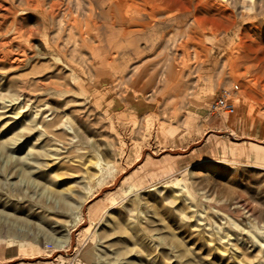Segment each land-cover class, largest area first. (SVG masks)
I'll return each instance as SVG.
<instances>
[{
    "label": "rangeland",
    "instance_id": "obj_1",
    "mask_svg": "<svg viewBox=\"0 0 264 264\" xmlns=\"http://www.w3.org/2000/svg\"><path fill=\"white\" fill-rule=\"evenodd\" d=\"M139 1L0 0V264H264V0Z\"/></svg>",
    "mask_w": 264,
    "mask_h": 264
},
{
    "label": "bare ground",
    "instance_id": "obj_2",
    "mask_svg": "<svg viewBox=\"0 0 264 264\" xmlns=\"http://www.w3.org/2000/svg\"><path fill=\"white\" fill-rule=\"evenodd\" d=\"M19 1V0H18ZM92 1V0H91ZM101 1H104V2H106L107 3V7H106V11L104 10V12H103V14L104 15H106V16H108L109 17V19L111 18V19H113V21H110V22H112L111 23V29H113L114 27H116L118 30H119V32H122V34H123V37L125 38L126 37V40H128L127 38H128V36H129V34L128 33H130V32H128L127 31V28L129 27V26H131V25H139L140 23H138V22H136V21H134L133 19L132 20H128L130 17H128V19H126L125 17H124V15H122L121 14V11L124 9V7L128 4V1L129 0H101ZM135 1H137V0H135ZM141 1V0H140ZM139 1V2H140ZM97 2H99V0H96V2L95 3H97ZM145 2H147V1H145ZM103 2H101V4H102ZM141 3H142V1H141ZM140 3V4H141ZM148 3V2H147ZM147 3H145L146 5H149V4H147ZM158 3V2H157ZM34 4V3H33ZM104 4V3H103ZM134 4H136V3H134ZM152 5V4H151ZM52 6V5H51ZM139 5H137V7H138ZM150 6V5H149ZM158 6V5H157ZM156 6V7H157ZM56 7V6H55ZM66 7V6H65ZM97 7V6H96ZM154 7V6H153ZM68 8V7H67ZM99 8V7H98ZM147 8V7H146ZM150 8V7H149ZM100 9V8H99ZM138 10H140L139 8H137ZM152 9H154V8H152ZM162 8H160V6L159 7H157V8H155L152 12H154L153 13V15L156 17H158V16H161L162 15V13H163V11H165V10H161ZM50 10V9H49ZM89 10V9H88ZM92 10H93V8H92ZM146 10V9H145ZM69 11V10H68ZM94 11H97L96 9L94 10ZM124 11V10H123ZM60 12H62V11H60ZM87 12V11H86ZM138 12V11H137ZM144 12V11H143ZM151 12V13H152ZM68 13V12H67ZM149 13H150V11H149ZM55 14V13H54ZM80 14V13H79ZM87 14H89V13H87ZM176 14V13H175ZM66 15V14H65ZM64 15V16H65ZM91 15V14H90ZM141 15V14H140ZM147 15V14H146ZM74 16V15H73ZM81 16V15H80ZM175 16V15H174ZM67 17V16H66ZM101 17V16H100ZM142 16H140V18H141ZM144 17V16H143ZM154 17V18H155ZM156 17V18H157ZM162 17H164V16H162ZM57 18V17H56ZM60 18V17H59ZM85 18V17H84ZM92 18V17H91ZM102 18V17H101ZM105 18V17H104ZM138 18V17H137ZM153 18V17H152ZM66 19V18H65ZM96 19V18H95ZM103 19V18H102ZM102 19H101V21H102ZM163 19H165V18H163ZM105 20V19H104ZM107 20V19H106ZM147 20H148V17H147ZM146 20V21H147ZM166 20V19H165ZM168 20V19H167ZM179 20H181V19H179ZM146 21H144V22H146ZM149 21V20H148ZM158 21V20H157ZM160 21V20H159ZM63 22V21H62ZM72 22V21H71ZM78 22V21H77ZM151 22H152V20H151ZM151 22H150V24H151ZM165 22V21H164ZM194 22L196 23L197 22V20H195L194 19ZM78 23H80V22H78ZM90 23V22H89ZM97 23V22H96ZM191 23V22H190ZM84 24V23H83ZM97 24H99V23H97ZM162 24V23H161ZM92 25V24H91ZM141 25V24H140ZM149 25V24H148ZM78 26V25H77ZM143 26V25H142ZM71 27V26H70ZM139 27V26H138ZM144 27V26H143ZM193 27V26H192ZM74 28V27H73ZM90 28V27H89ZM132 28V27H131ZM195 28V27H194ZM99 29V28H98ZM136 29H138V28H136ZM141 29V28H140ZM196 29V28H195ZM202 29V28H201ZM100 30V29H99ZM145 30V29H144ZM203 30V29H202ZM59 31V30H58ZM80 31V30H79ZM107 31V30H106ZM193 31V30H192ZM198 31V30H197ZM72 32V31H71ZM78 32V31H77ZM105 32V31H104ZM200 32V31H199ZM60 33V32H59ZM68 33H70V32H68ZM73 33V32H72ZM84 33V32H83ZM102 33V32H101ZM133 33H135V32H133ZM138 33V32H137ZM201 33V32H200ZM78 34V33H77ZM76 34V35H77ZM103 34V33H102ZM108 34V33H107ZM131 35H132V33H130ZM136 34V33H135ZM67 35H69V34H67ZM72 35V34H71ZM74 35V34H73ZM86 34H84V36H85ZM70 36V35H69ZM73 37V36H72ZM72 37H71V39H72ZM76 37V36H75ZM64 38V37H63ZM67 39H69V37L67 36L66 37ZM58 39V38H57ZM74 39V38H73ZM134 39V38H133ZM70 40V39H69ZM130 40V39H129ZM128 40V41H129ZM82 41H84V40H82ZM93 41V40H92ZM69 42H71V41H69ZM110 42V41H109ZM133 42H134V40H133ZM75 43H76V41H75ZM126 43H127V41H126ZM135 43V42H134ZM69 44V43H68ZM80 44V43H79ZM96 44V43H95ZM182 44H184V43H182ZM130 45V44H129ZM78 47V46H77ZM132 47V46H131ZM136 48V47H135ZM138 48V47H137ZM91 49V48H90ZM136 50V49H135ZM139 50V49H138ZM138 50H137V52H138ZM253 50H251V49H249L248 51H245V57L247 58L248 57V53H250V52H252ZM140 52V51H139ZM132 53V52H131ZM141 53H142V51H141ZM137 54V53H136ZM136 54H135V56H136ZM264 54V53H263ZM245 57H243V59L245 58ZM257 63V62H256ZM258 65V64H257ZM261 65V64H260ZM135 69V68H134ZM133 69V70H134ZM264 68H262V70H263ZM262 72H264V70L262 71ZM124 106V105H123ZM124 109H125V107H124ZM229 133H232L231 131L229 132ZM140 154H141V149L140 150H138L137 152H136V155H135V158H134V160L132 161V162H135V161H138V159H139V157H140ZM80 202L78 203V207L80 206ZM241 208H243V207H241ZM245 217H247V224L246 225H248L249 226V228H253V229H255L256 230V232H257V234H262V233H264V224H261L260 222H256V220L257 219H255V218H253V215H252V213L248 210V209H246L245 210ZM260 223V224H259ZM247 226V227H248ZM243 231V229L241 230V232Z\"/></svg>",
    "mask_w": 264,
    "mask_h": 264
},
{
    "label": "built area",
    "instance_id": "obj_3",
    "mask_svg": "<svg viewBox=\"0 0 264 264\" xmlns=\"http://www.w3.org/2000/svg\"><path fill=\"white\" fill-rule=\"evenodd\" d=\"M235 111V105L229 92L222 90L220 94L214 98L209 104L208 113L210 115L228 114L231 115Z\"/></svg>",
    "mask_w": 264,
    "mask_h": 264
}]
</instances>
